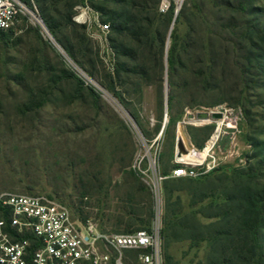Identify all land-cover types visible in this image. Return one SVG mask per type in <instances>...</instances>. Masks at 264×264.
Here are the masks:
<instances>
[{"label": "rangeland", "instance_id": "1", "mask_svg": "<svg viewBox=\"0 0 264 264\" xmlns=\"http://www.w3.org/2000/svg\"><path fill=\"white\" fill-rule=\"evenodd\" d=\"M130 1L134 5L138 0ZM162 2L168 7L173 2L175 11L187 3L186 17L166 31L167 47L175 31L183 38L193 27L189 58L194 62L200 59L202 43L214 64L219 96L205 91L196 73L190 76L180 68L179 76L188 78L190 85L185 100L194 95L202 108L186 112L171 124L167 106L164 123L166 105L159 107L154 86L143 85L131 74L121 73L116 78L114 47L118 41L130 44V40L113 35L109 23H104L106 17L96 11L98 6L116 8L107 0H59L51 12L58 26L51 40L32 19L21 17L10 29V36H0V194L44 195L77 213L81 211L104 233H130L114 229V224L132 212L146 218L151 194L134 169L145 152L138 134L150 146L162 132L152 152L157 148V166L165 175L173 168L179 127L189 144L196 146L202 132L209 130V139L218 124L223 131L217 149L220 165L201 179L214 187V196L191 207L187 183L167 180L162 224L165 189L172 180L177 191L173 201L178 197L184 212L202 207L207 215L215 212L221 203L218 193L231 187L232 177L253 164L252 142L264 141V59L260 67L246 57L248 52H264V39L245 31L260 11L264 12V0L238 11L229 6L230 2L236 5L232 0H159L160 14L168 12H160ZM34 7L46 23L35 2ZM252 7L260 11L250 13ZM232 16L237 26L229 33L222 26ZM232 41L239 43L235 49ZM196 66L193 64L195 72ZM158 74L150 73L152 77ZM165 83L168 91L167 74L162 86ZM87 88L98 95L96 105ZM218 98L223 103L211 106ZM40 99L46 100L43 107L29 109L30 102ZM200 112L208 113L209 119L200 122L187 117ZM88 177L97 178L93 190L86 187ZM138 254L126 253L125 263L139 264ZM206 254L204 245L191 242L172 243L166 251L162 238L163 264L167 255L169 264H207Z\"/></svg>", "mask_w": 264, "mask_h": 264}, {"label": "trees", "instance_id": "2", "mask_svg": "<svg viewBox=\"0 0 264 264\" xmlns=\"http://www.w3.org/2000/svg\"><path fill=\"white\" fill-rule=\"evenodd\" d=\"M24 1L30 4L29 0ZM33 1L38 5L41 15L46 19L45 24L50 33L55 35L58 26L51 17V12L56 9L55 6L59 0ZM232 1L236 5H230V2L229 6H234V11H238L239 8L244 9L256 0ZM107 2L116 8L98 6L95 8L96 11L106 17L104 23H109L113 35L130 40V44L118 41L114 47L117 61L114 68L116 78H119L121 73L131 74L142 81L143 85L154 86L157 90L158 105L162 108L166 101V83L165 86H162V81L164 74H167L169 123L174 124L179 121L188 111H197L202 108L194 95H191L189 100H185L190 85L188 78L179 76L180 68L190 76L196 73L199 82L205 86L202 88L219 96L217 92L219 87L216 86V79L214 78V64L211 55L206 53L204 45L199 44L202 51L200 59L194 62L191 57L189 58V50L192 49L189 41L192 40L193 27L183 38H180L175 31L170 36L172 42L167 47L166 31L171 24L176 25L181 18L186 17L187 3L175 16L176 5L173 2H171L166 14L158 12L159 0H138L134 2V5H131L130 0H107ZM255 11L260 10L252 7L250 13ZM260 13L255 23L248 26L245 31L264 39V12L261 10ZM146 17H149V20H146ZM236 26V19L232 16L226 20L222 29L232 33ZM11 33L9 29L6 32H1L0 36L8 37ZM198 38L202 39L201 36ZM238 44L237 41H232V49H235ZM246 57L262 67L263 51L260 53L248 52ZM165 63L167 64V72ZM193 64L197 65L196 72L193 70ZM153 71H158L159 74L152 77L150 73ZM70 75L67 74V76ZM87 91L93 104L96 105L99 100L98 95L89 88ZM45 103V99L30 102L29 109H39ZM222 103L223 101L218 98L217 101L211 102V106ZM202 133H204L203 138L196 141L198 147L207 141L210 131L205 130ZM191 137L196 139V136L192 135ZM251 145L253 164L249 165L245 171L232 177L231 187L227 186L224 188L225 190L218 193V197H220L218 199L221 200V203L210 215L205 214V207L196 211L184 212L179 198L177 197L173 201V195L177 192L173 188L175 181H168L165 189L167 203L162 232L166 251L172 243L191 242L194 245L205 246L207 264H264V141L254 140ZM205 177L196 180L179 179V181L187 183V194L191 200V207H196L214 196V187H210L207 181H201ZM87 183L86 187L93 190L98 183L97 178L88 177ZM148 195L149 204L146 218H138L133 212L128 213L127 219L120 218L114 224V229L124 228L127 232L130 230V233L148 230L153 217V198L150 192ZM78 214L83 221L88 220L81 211H78ZM165 258L166 264H169L168 255Z\"/></svg>", "mask_w": 264, "mask_h": 264}, {"label": "built area", "instance_id": "3", "mask_svg": "<svg viewBox=\"0 0 264 264\" xmlns=\"http://www.w3.org/2000/svg\"><path fill=\"white\" fill-rule=\"evenodd\" d=\"M29 3L24 0H0V33L11 29L21 17H29L43 36L51 40L49 29L35 12L34 1L29 0ZM168 9V4L164 2L159 6L162 13ZM102 28L107 31L108 25ZM166 121L167 112L164 123ZM161 135L162 132L149 146L138 134L145 152L134 169L149 187L153 198V217L148 230L126 234L104 233L97 224L83 221L74 209L47 196L2 193L0 264H126L125 255L130 251L139 253V264H163L164 183L170 179H200L217 169L220 165L217 149L223 131L216 124L214 134L200 147L185 144L179 136L173 168L165 175L157 166V148L152 152ZM180 142L183 149L179 147ZM142 163L145 165L141 166Z\"/></svg>", "mask_w": 264, "mask_h": 264}, {"label": "water", "instance_id": "4", "mask_svg": "<svg viewBox=\"0 0 264 264\" xmlns=\"http://www.w3.org/2000/svg\"><path fill=\"white\" fill-rule=\"evenodd\" d=\"M178 11L175 12V16L177 14ZM165 113L167 112V84H166V101H165ZM188 119L189 120H199V121H204V120H208L209 119V114L208 113H205V112H200V113H197L196 115H193V114H189L188 116ZM179 147L181 149H183V144L182 142L179 143Z\"/></svg>", "mask_w": 264, "mask_h": 264}, {"label": "bare ground", "instance_id": "5", "mask_svg": "<svg viewBox=\"0 0 264 264\" xmlns=\"http://www.w3.org/2000/svg\"><path fill=\"white\" fill-rule=\"evenodd\" d=\"M223 119H225V118H223ZM179 136H180L181 141H183V142H185V144L189 145L188 139H187L184 131L181 128H179Z\"/></svg>", "mask_w": 264, "mask_h": 264}]
</instances>
